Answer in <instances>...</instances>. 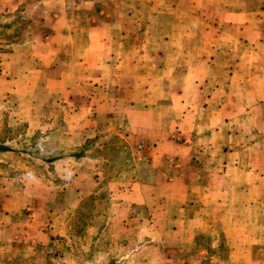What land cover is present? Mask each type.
I'll return each instance as SVG.
<instances>
[{"label":"rangeland","instance_id":"rangeland-1","mask_svg":"<svg viewBox=\"0 0 264 264\" xmlns=\"http://www.w3.org/2000/svg\"><path fill=\"white\" fill-rule=\"evenodd\" d=\"M173 1L0 0V264H264V186L229 196V114L201 101L229 89L187 73L233 59Z\"/></svg>","mask_w":264,"mask_h":264},{"label":"crops","instance_id":"crops-1","mask_svg":"<svg viewBox=\"0 0 264 264\" xmlns=\"http://www.w3.org/2000/svg\"><path fill=\"white\" fill-rule=\"evenodd\" d=\"M123 1L126 5H132L140 0ZM148 1L155 6H159L160 2L166 3V0ZM171 3H168V6L184 14L193 15L195 20L200 22L201 27L195 32L205 44L213 47L215 55H220L222 50L217 52V49L223 48L225 56L229 57V60L233 59L229 68L193 63L188 67L187 73H199L197 79H202L203 83H215V90L229 89V93H225L223 97L213 96L201 101L207 105H219L213 113V118H227L229 114V132L233 133L229 134V150L226 153L228 160L227 164L223 165L225 172H229V178L226 180L229 184V196L230 186L239 185L243 187L241 201L245 200V203L249 202L247 205L251 206L255 201L256 189L259 195L264 186V139L253 140V143L244 141L247 132L264 133V95L260 94L264 90V0H174ZM127 14L129 17H135L132 12ZM107 16H99L103 18L101 22L104 26L108 22ZM116 21L119 23L120 19ZM130 23L132 24L131 21ZM169 24L177 28L190 26L185 22ZM145 33L148 37L147 32ZM186 35L187 32L172 33L169 37L165 36L163 41L168 42L172 38L182 41ZM173 57L175 56L164 49L153 53L157 67L163 66L166 60H174ZM161 68L163 72L166 71L165 67ZM173 71L174 68L171 73ZM206 75L214 80L211 82ZM255 89V96H249V90ZM250 128H253V131L249 130ZM262 212L258 215L263 216L264 211ZM186 227L185 225L184 228Z\"/></svg>","mask_w":264,"mask_h":264},{"label":"trees","instance_id":"trees-1","mask_svg":"<svg viewBox=\"0 0 264 264\" xmlns=\"http://www.w3.org/2000/svg\"><path fill=\"white\" fill-rule=\"evenodd\" d=\"M3 151H9V150H8L7 147H4V146H3V147L0 148V152H3Z\"/></svg>","mask_w":264,"mask_h":264}]
</instances>
